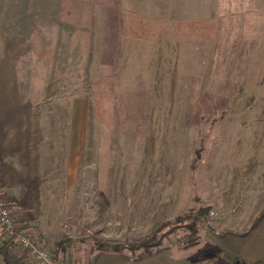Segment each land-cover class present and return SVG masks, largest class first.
Wrapping results in <instances>:
<instances>
[{
	"label": "rangeland",
	"instance_id": "374dc122",
	"mask_svg": "<svg viewBox=\"0 0 264 264\" xmlns=\"http://www.w3.org/2000/svg\"><path fill=\"white\" fill-rule=\"evenodd\" d=\"M146 3L0 27V194L51 264H264V33Z\"/></svg>",
	"mask_w": 264,
	"mask_h": 264
},
{
	"label": "crops",
	"instance_id": "0c3cea01",
	"mask_svg": "<svg viewBox=\"0 0 264 264\" xmlns=\"http://www.w3.org/2000/svg\"><path fill=\"white\" fill-rule=\"evenodd\" d=\"M90 1V0H81ZM131 0H110V3L115 4ZM153 7L154 9H165V6L171 5L173 9L182 13L194 14L192 11L198 10V3H206V13L209 16V10L227 12V16L233 19H239L252 29L253 34L264 33V0H187L184 8L182 6L183 0H172L171 2L163 0H139ZM38 0H0V27L3 29H14L13 33L19 32L22 25V19L35 18L32 12H37ZM163 8V9H162ZM23 12H25L23 14ZM226 15V14H225ZM10 31H1V34L9 33Z\"/></svg>",
	"mask_w": 264,
	"mask_h": 264
},
{
	"label": "built area",
	"instance_id": "2783aa9c",
	"mask_svg": "<svg viewBox=\"0 0 264 264\" xmlns=\"http://www.w3.org/2000/svg\"><path fill=\"white\" fill-rule=\"evenodd\" d=\"M24 224L22 209L0 199V225L9 240L15 242L21 250L32 255L36 264H51L47 250L35 241L26 231H20Z\"/></svg>",
	"mask_w": 264,
	"mask_h": 264
},
{
	"label": "trees",
	"instance_id": "16d2710c",
	"mask_svg": "<svg viewBox=\"0 0 264 264\" xmlns=\"http://www.w3.org/2000/svg\"><path fill=\"white\" fill-rule=\"evenodd\" d=\"M0 199L5 200L1 194H0ZM179 221H181V220H179ZM24 230L27 232L26 226L23 227L20 231H24ZM97 244L99 245L97 248L100 251H110V250H112V251H118L119 252V251H123L124 249L125 250L126 249L127 250L130 249V251L132 249H134V248H131L130 246H127V247L123 248V247H119L117 245L108 246V245H102V244H99V243H97ZM160 244H161V241L159 240V241H155L153 243L151 242L150 244L143 243V244H140L137 247L148 249L150 246L151 247H158V246H160ZM13 245H15V242H13L12 240L8 239L3 227L0 225V255L4 256L5 264H25V261H27V259H28L27 258L28 254L27 253H26L27 255L22 254L21 256L14 255L13 252H12V248L14 247ZM235 262H236V264H242V263H240L239 260H235Z\"/></svg>",
	"mask_w": 264,
	"mask_h": 264
}]
</instances>
